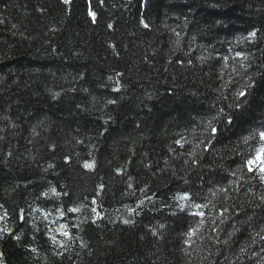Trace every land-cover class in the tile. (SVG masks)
Here are the masks:
<instances>
[{
	"label": "trees",
	"instance_id": "obj_1",
	"mask_svg": "<svg viewBox=\"0 0 264 264\" xmlns=\"http://www.w3.org/2000/svg\"><path fill=\"white\" fill-rule=\"evenodd\" d=\"M260 133L264 0H0V264H264Z\"/></svg>",
	"mask_w": 264,
	"mask_h": 264
},
{
	"label": "snow or ice",
	"instance_id": "obj_2",
	"mask_svg": "<svg viewBox=\"0 0 264 264\" xmlns=\"http://www.w3.org/2000/svg\"><path fill=\"white\" fill-rule=\"evenodd\" d=\"M64 2H65V3H69L70 0H64ZM92 15H93V17L95 16L94 13H93ZM145 26L147 27V25H145ZM253 35H254V34H253ZM213 132H215V129H213ZM260 138H261V139H264V133H260ZM261 154H264V148L261 149ZM258 158H259V157H258ZM247 163H248V166H249V170H252V169H251V166L255 163V161H254V160H249ZM85 167L90 168V167H92V165H90V164H86ZM260 171L264 172V167H261V168H260ZM72 211H76V210H75V209H72ZM125 223H127V221H125ZM67 234H68L67 232L64 233V235H67ZM17 239H18V237H17Z\"/></svg>",
	"mask_w": 264,
	"mask_h": 264
},
{
	"label": "rangeland",
	"instance_id": "obj_3",
	"mask_svg": "<svg viewBox=\"0 0 264 264\" xmlns=\"http://www.w3.org/2000/svg\"><path fill=\"white\" fill-rule=\"evenodd\" d=\"M260 156H261V154L258 155L259 158H260ZM255 163H257V162H255Z\"/></svg>",
	"mask_w": 264,
	"mask_h": 264
}]
</instances>
